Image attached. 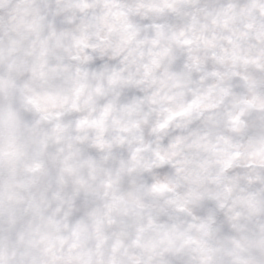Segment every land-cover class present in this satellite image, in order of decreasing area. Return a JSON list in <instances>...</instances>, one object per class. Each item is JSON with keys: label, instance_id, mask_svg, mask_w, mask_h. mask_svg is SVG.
<instances>
[{"label": "clouds", "instance_id": "1", "mask_svg": "<svg viewBox=\"0 0 264 264\" xmlns=\"http://www.w3.org/2000/svg\"><path fill=\"white\" fill-rule=\"evenodd\" d=\"M0 264H264V0H0Z\"/></svg>", "mask_w": 264, "mask_h": 264}]
</instances>
